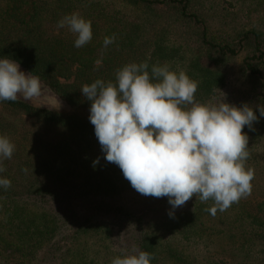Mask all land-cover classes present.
<instances>
[{"label":"trees","instance_id":"1","mask_svg":"<svg viewBox=\"0 0 264 264\" xmlns=\"http://www.w3.org/2000/svg\"><path fill=\"white\" fill-rule=\"evenodd\" d=\"M73 12L91 21L92 39L80 48L57 27ZM3 56L68 109L0 101V136L14 145L0 172L11 181L0 187V264H111L134 251L150 253V264H264V117L242 129L250 195L213 216L211 199L172 209L167 197L132 188L104 158L80 91L97 79L115 84L120 68L147 61L149 73L163 64L185 71L198 83L196 102L225 94L259 117L264 0H0Z\"/></svg>","mask_w":264,"mask_h":264},{"label":"clouds","instance_id":"2","mask_svg":"<svg viewBox=\"0 0 264 264\" xmlns=\"http://www.w3.org/2000/svg\"><path fill=\"white\" fill-rule=\"evenodd\" d=\"M57 27L75 34L76 48L92 39L91 21L78 13L65 15ZM114 39L105 37L104 47ZM148 69L147 61L129 63L116 72L115 84L97 79L80 89L90 101L88 118L106 161L118 165L138 193L167 197L172 209L198 196L214 202L207 211L215 216L250 195L254 173L245 169L250 153L242 129L264 117V105H257L258 117L247 103L227 102L224 93L217 103H198V83L185 71L167 64L153 65L151 73ZM41 93L39 77L22 71L16 60L0 57V101H16L18 94L29 100ZM13 150L9 139L0 136V172ZM10 186V180L0 178V187ZM151 259L146 251H134L111 264H150Z\"/></svg>","mask_w":264,"mask_h":264},{"label":"rangeland","instance_id":"3","mask_svg":"<svg viewBox=\"0 0 264 264\" xmlns=\"http://www.w3.org/2000/svg\"><path fill=\"white\" fill-rule=\"evenodd\" d=\"M22 71L26 72L23 68L20 67ZM31 75V74H30ZM42 84V93L38 97H34L29 100H25L20 94H18V99L25 100L33 105L40 106V107H45V108H55V109H63L67 110L68 105L64 103L62 100H60L53 92H51L43 83ZM238 84L235 85L237 88ZM234 87H232V90L229 91V96L233 97L231 93L234 91Z\"/></svg>","mask_w":264,"mask_h":264}]
</instances>
